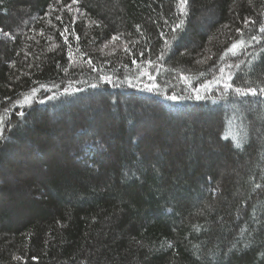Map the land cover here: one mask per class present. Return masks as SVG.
<instances>
[{"label": "trees", "instance_id": "trees-1", "mask_svg": "<svg viewBox=\"0 0 264 264\" xmlns=\"http://www.w3.org/2000/svg\"><path fill=\"white\" fill-rule=\"evenodd\" d=\"M0 264H264V0H0Z\"/></svg>", "mask_w": 264, "mask_h": 264}, {"label": "rangeland", "instance_id": "rangeland-1", "mask_svg": "<svg viewBox=\"0 0 264 264\" xmlns=\"http://www.w3.org/2000/svg\"><path fill=\"white\" fill-rule=\"evenodd\" d=\"M96 108H101L100 106H98V107H96ZM91 112H89V110H87V111H83V114H87L88 115V119L90 118V120H94V118L95 117H93V114H90ZM104 114H102V113H100V114H98V118H100V119H102V121H104L105 123L107 122L108 124L106 125V127L101 131L102 132V134H101V136H102V142L103 143H106V144H108L109 146L110 145H112V144H114L116 141H117V137H115V135H116V132H117V130H118V124H117V122H118V118H116V117H111V118H109V119H104L103 116ZM140 115H142V121H138V123H139V128H142L143 130H145V132H151L153 129H154V131H158V132H160L161 134H162V136L161 137H159L158 139H159V142L160 141H164L165 140V135H166V133L164 132V131H167V130H169V129H167V127H166V124L164 123V122H161V123H157L156 121H152V119L148 116V115H146V114H140ZM86 117V116H85ZM154 123H156V124H154ZM198 124H201V123H198ZM95 127H96V125H94V126H89V128L91 129V131H90V133H92V132H94L95 131ZM195 129L196 128H198V129H196L197 131H199L200 129V127H199V125L198 126H195L194 127ZM186 129V127H185V125L184 126H181V128L178 130V132H174V134L176 135V137L177 138H173V140H171L172 142H175V141H179V143L181 142V144H183V146L185 145V148L186 147H188L189 146V141L187 140V141H185V142H183L182 143V141L180 140V138L178 137L179 136V134L180 133H183V131ZM141 131V130H140ZM164 132V133H163ZM172 132V133H173ZM118 142V141H117ZM200 142H205V143H207V145L208 146H211V147H213V144L211 143V142H209V141H205L204 139H202V138H200V140H198L196 143L197 144H199ZM70 144L71 145H75V143H74V141H70ZM176 145V144H175ZM173 146H174V144H173ZM76 147H78V145H76ZM71 148V147H70ZM154 148V147H153ZM174 148V147H173ZM169 149V148H168ZM170 150V149H169ZM66 162V161H65ZM177 167V170H178V165L176 166Z\"/></svg>", "mask_w": 264, "mask_h": 264}]
</instances>
